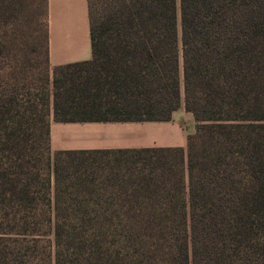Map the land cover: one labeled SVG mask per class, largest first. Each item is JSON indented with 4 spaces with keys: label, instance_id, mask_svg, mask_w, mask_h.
I'll use <instances>...</instances> for the list:
<instances>
[{
    "label": "trees",
    "instance_id": "trees-1",
    "mask_svg": "<svg viewBox=\"0 0 264 264\" xmlns=\"http://www.w3.org/2000/svg\"><path fill=\"white\" fill-rule=\"evenodd\" d=\"M87 4L88 61L35 77L0 39V264H264V0ZM182 105L185 147L50 149Z\"/></svg>",
    "mask_w": 264,
    "mask_h": 264
},
{
    "label": "crops",
    "instance_id": "crops-1",
    "mask_svg": "<svg viewBox=\"0 0 264 264\" xmlns=\"http://www.w3.org/2000/svg\"><path fill=\"white\" fill-rule=\"evenodd\" d=\"M46 10L50 66L56 67L90 60L91 41L87 0H46ZM181 108L172 113L168 122H51L50 149L57 152L150 148L151 145L148 142L154 136L147 131L152 128L143 125L162 123L173 125ZM177 134L175 129L174 134L166 137V141L177 139ZM154 135L159 137L158 140L162 143V132L159 131ZM165 147L184 146L183 143H178Z\"/></svg>",
    "mask_w": 264,
    "mask_h": 264
},
{
    "label": "rangeland",
    "instance_id": "rangeland-1",
    "mask_svg": "<svg viewBox=\"0 0 264 264\" xmlns=\"http://www.w3.org/2000/svg\"><path fill=\"white\" fill-rule=\"evenodd\" d=\"M47 25L46 0H0V39L13 50L21 52L20 60L26 58L33 76L45 74L47 70L51 72L54 68L50 66L48 60ZM181 107L183 108V105ZM182 108L176 115L173 125L165 123L143 125L152 128L147 131L154 136L148 142L151 147H165L178 143H183L185 147L186 138L188 134L195 132L196 124L192 115ZM175 129L178 133L177 139L166 141V137L174 134ZM159 131L162 132V143L159 142V137L154 135Z\"/></svg>",
    "mask_w": 264,
    "mask_h": 264
}]
</instances>
